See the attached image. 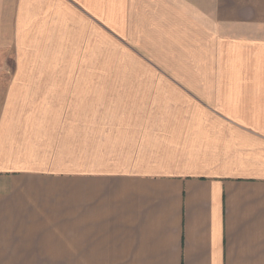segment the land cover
I'll return each mask as SVG.
<instances>
[{"label":"crops","instance_id":"crops-1","mask_svg":"<svg viewBox=\"0 0 264 264\" xmlns=\"http://www.w3.org/2000/svg\"><path fill=\"white\" fill-rule=\"evenodd\" d=\"M0 264H264V0H0Z\"/></svg>","mask_w":264,"mask_h":264},{"label":"rangeland","instance_id":"rangeland-1","mask_svg":"<svg viewBox=\"0 0 264 264\" xmlns=\"http://www.w3.org/2000/svg\"><path fill=\"white\" fill-rule=\"evenodd\" d=\"M116 62H117V47L116 45H114L113 47H111V62H110L111 71H117ZM85 141H87L88 143L79 145V147L81 148L102 147V143H103V141L100 138H94L88 140L85 139Z\"/></svg>","mask_w":264,"mask_h":264}]
</instances>
